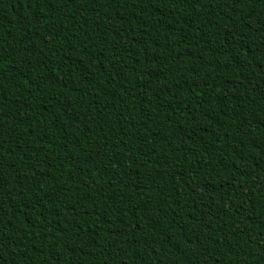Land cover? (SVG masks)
Listing matches in <instances>:
<instances>
[{
	"label": "trees",
	"instance_id": "trees-1",
	"mask_svg": "<svg viewBox=\"0 0 264 264\" xmlns=\"http://www.w3.org/2000/svg\"><path fill=\"white\" fill-rule=\"evenodd\" d=\"M0 264H264V0H0Z\"/></svg>",
	"mask_w": 264,
	"mask_h": 264
}]
</instances>
